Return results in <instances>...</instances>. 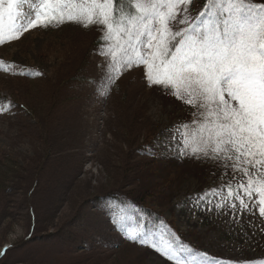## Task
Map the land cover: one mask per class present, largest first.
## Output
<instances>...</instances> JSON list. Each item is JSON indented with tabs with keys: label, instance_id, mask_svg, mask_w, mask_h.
Here are the masks:
<instances>
[{
	"label": "rangeland",
	"instance_id": "1",
	"mask_svg": "<svg viewBox=\"0 0 264 264\" xmlns=\"http://www.w3.org/2000/svg\"><path fill=\"white\" fill-rule=\"evenodd\" d=\"M205 3L194 0L193 15ZM100 35L95 26L64 23L0 45V61L14 67L0 68V103L15 105L0 113V264H175L148 245L121 243L132 230L158 246L179 236L166 223L147 226L133 209L117 210L103 198L112 191L150 194L145 203L179 229L180 242L207 253V264H260L258 208L237 222L215 209L219 197L198 205L230 178L157 146L166 129L192 120L190 106L149 87L142 66L99 94Z\"/></svg>",
	"mask_w": 264,
	"mask_h": 264
},
{
	"label": "snow or ice",
	"instance_id": "2",
	"mask_svg": "<svg viewBox=\"0 0 264 264\" xmlns=\"http://www.w3.org/2000/svg\"><path fill=\"white\" fill-rule=\"evenodd\" d=\"M193 4L194 0H0V45L37 26H95L104 57L99 94L110 93L121 75L142 66L147 85L160 86L166 95L190 106L192 116L166 129L157 146L212 164L222 170V181L230 178L200 196L197 204L216 196L220 202L215 209L237 222L239 215H255L257 208L264 217V0H206L196 15ZM0 68L14 71L3 61ZM13 107L11 101L0 103V113ZM232 181H237L235 188ZM127 238L155 248L175 264H207V253L179 238L163 246L135 230Z\"/></svg>",
	"mask_w": 264,
	"mask_h": 264
},
{
	"label": "trees",
	"instance_id": "3",
	"mask_svg": "<svg viewBox=\"0 0 264 264\" xmlns=\"http://www.w3.org/2000/svg\"><path fill=\"white\" fill-rule=\"evenodd\" d=\"M258 2H260V0H258ZM0 100H6V99L2 98L0 96ZM41 134H43V133H41ZM35 159H36L35 164L39 163L38 160H41V158L38 157V156ZM44 161H47V160L44 159ZM40 164H41V162H40ZM140 169H141V172L143 173V170H142L141 167H140ZM39 172H43L42 168H39ZM135 174L140 175L141 173L139 171L138 172L136 171ZM1 182H2V184H4L3 181H1ZM1 188H2V185H0V189ZM149 192H151V191H149ZM151 193L155 194L156 192H151ZM129 194L130 195H135L136 194L138 197L133 198L132 196L130 197ZM135 194H131V193L124 194V193H121V192H113L112 191V192H109V194H107L106 197H108L113 202H116V203H129L132 206H134L135 208L139 209L141 212H143L145 214V216H146V224L148 226L156 225V224H158V223H160L162 221L168 223L172 227L173 231L179 236V238L183 240V235L180 233L179 229L173 225V223L167 222L162 217L157 216L156 212L145 203V198H147V200H148V198L151 197L150 194H143V193H139V192H137ZM123 244H125V243H123Z\"/></svg>",
	"mask_w": 264,
	"mask_h": 264
}]
</instances>
